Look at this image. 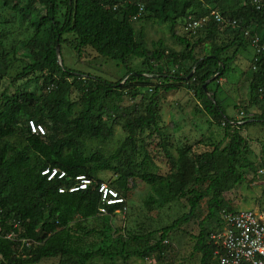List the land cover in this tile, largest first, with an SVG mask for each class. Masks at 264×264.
<instances>
[{
    "label": "trees",
    "instance_id": "1",
    "mask_svg": "<svg viewBox=\"0 0 264 264\" xmlns=\"http://www.w3.org/2000/svg\"><path fill=\"white\" fill-rule=\"evenodd\" d=\"M212 9L236 19L238 27L220 25L212 16L202 30L184 27L187 15ZM143 23L165 24L173 43L159 39L148 47ZM247 28L263 45L264 9L249 0H0V264L163 260L168 233L187 223L202 200L207 211L192 236L190 255L199 252L197 264H208L216 249L224 254L211 235L222 231L223 214L239 210L224 193L250 187L258 168L264 170V141L256 165L242 132L250 124L264 127V49L250 58L244 106L255 105L258 113L241 124L226 114L207 81L233 72L237 54L250 46L242 34ZM63 43L87 65L83 54L91 49L93 57L118 61L126 73L112 81L95 70L73 71L59 63L56 44L60 53ZM130 57L145 68L131 67ZM186 85L200 100L194 113L222 128L224 141L199 138L195 142L204 144L199 151L185 141L173 153L160 105L165 93ZM18 112L26 120H17ZM118 121L125 136L106 149ZM30 122L41 130H32ZM155 145L168 159L167 172L154 160ZM77 176L88 183L69 190ZM138 180L150 186L145 205L161 208L185 199L188 211L160 230L115 226L113 217L125 210ZM102 183L121 200L106 203Z\"/></svg>",
    "mask_w": 264,
    "mask_h": 264
},
{
    "label": "rangeland",
    "instance_id": "2",
    "mask_svg": "<svg viewBox=\"0 0 264 264\" xmlns=\"http://www.w3.org/2000/svg\"><path fill=\"white\" fill-rule=\"evenodd\" d=\"M137 24V27H139ZM145 40L147 46L152 48V42L162 39L165 43L171 45L173 39L171 33L165 24H149L143 23ZM183 24H177V30L182 32ZM176 46V45H175ZM200 45L196 47V50H200ZM84 58H89V64L80 61L72 48L66 43H63L60 49L59 58L60 62L67 68L73 71H84L100 73L108 79L114 81L126 73L125 66L115 60H105L100 57H96L91 49L84 51ZM253 49L251 46L240 51V55L237 54L232 66L234 70L232 73L227 74L225 77H218L217 74L207 83L209 87L217 93V98H221L222 105L225 108L226 114L234 119L241 118L239 114L240 110H243L244 116L258 113L257 106L248 105L249 96V84H248V68L250 66V58L252 56ZM239 55V56H238ZM141 60V59H140ZM140 60L130 57L129 62L131 67L135 69L145 68L140 65ZM89 67V68H88ZM217 75V76H216ZM215 80V81H213ZM123 82V81H121ZM145 89V88H143ZM210 94V93H209ZM73 96L77 95V92L72 93ZM131 104L132 102H128ZM200 103L199 98L193 94L192 90L186 86H181L176 91H170L165 93V98L160 105L161 117L163 123L166 125V135L171 142L172 152L175 153V146L185 141L194 143L195 150L199 151L204 148L203 143H196L199 138H204L207 142L224 141V132L222 128L216 125H208L206 123V117L201 113H194L195 104ZM234 105H240L241 109H237ZM17 120H26V116L22 112L16 114ZM118 121L113 126V136L106 144V149H114L124 138L125 131L123 130L121 123ZM263 130V131H262ZM247 138L251 141V147L253 150L252 159L258 165L261 158V143L263 140L264 127L258 124H250L243 128L242 131ZM91 144V143H90ZM155 147V148H154ZM151 150L154 155L155 162L159 165L160 172H167L169 170L168 159L162 152H159L156 145ZM151 169L154 168L151 166ZM258 178L256 183L250 187L246 185H240L232 189L230 192L224 193L225 197L231 200L232 206L237 209H254L258 207H264V172H260L258 168ZM111 173H108L109 176ZM259 181H261L259 183ZM258 183V184H257ZM254 186V187H253ZM252 189V191L250 190ZM150 190V186L144 184L138 180L131 190L128 200L126 202V208L124 211L117 212L116 217H113L114 225L120 228L126 224L128 230L136 232L138 229H142L140 233H145L146 230H160L162 227L170 225L183 213L187 212L189 206L185 199L171 202L164 205L161 208L155 206H147L143 203V199L146 193ZM207 211L206 200H202L195 210L193 217L185 224L178 228L173 229L168 233L166 242H163L168 247L164 252V259L154 260L142 259L132 257L124 262L121 259L116 260H101L95 258V264H195L197 258L195 253L192 252L194 238L200 230L199 221L205 216ZM214 221L212 226L214 227ZM152 237L157 235L152 234ZM37 264H59L58 258H47L40 260Z\"/></svg>",
    "mask_w": 264,
    "mask_h": 264
},
{
    "label": "built area",
    "instance_id": "3",
    "mask_svg": "<svg viewBox=\"0 0 264 264\" xmlns=\"http://www.w3.org/2000/svg\"><path fill=\"white\" fill-rule=\"evenodd\" d=\"M249 2L256 9H264V0H249ZM210 15L221 25L226 24L233 28L238 25L236 19L224 17L217 11H211ZM205 22L206 17L194 18L189 16L187 27L194 30L201 28ZM244 34L248 36L249 30H244ZM249 37L256 52L264 49V43L259 46L260 40L257 35ZM80 182L81 186H85L88 180L80 176ZM100 189L104 195L110 192L104 185H101ZM100 209L103 211L102 208ZM222 216L224 219L222 231L219 234H212L211 237L224 248V254L216 249L214 252L217 255L216 259L208 264H264V210L254 212L245 209ZM12 236V233L6 235L9 238Z\"/></svg>",
    "mask_w": 264,
    "mask_h": 264
},
{
    "label": "clouds",
    "instance_id": "4",
    "mask_svg": "<svg viewBox=\"0 0 264 264\" xmlns=\"http://www.w3.org/2000/svg\"><path fill=\"white\" fill-rule=\"evenodd\" d=\"M141 8V7H140ZM211 11H217L218 13H220L218 10H216V9H212V10H210V12H209V14H206V15H203V16H194V15H187V17L185 18V28H187V29H190V28H188L187 27V22H188V17L189 16H191V17H194V18H202V17H206V22L203 24V26L201 27V28H197V29H190V30H193V31H196V30H202V28L204 27V25L207 23V21H208V19H209V17L210 16H212V15H210V13H211ZM221 14V13H220ZM222 15V14H221ZM223 16V15H222ZM230 15H227L226 17H229ZM213 17V16H212ZM225 17V16H224ZM133 19H136V17H133ZM220 24V23H219ZM221 25V24H220ZM237 27H238V25H237ZM234 28H236V27H234ZM249 28H247V29H243V36L245 37V38H248V39H250V37L249 36H251V35H256V34H251L250 33V31H249V35L248 36H246L245 34H244V30H248ZM241 30H242V28H241ZM258 36V35H257ZM260 39V38H259ZM250 46H251V48L253 49V53H252V56H254V54H255V52H256V49H255V47L251 44V42H250ZM59 63H61L60 62V58H59ZM191 73H192V71H191ZM241 109V108H240ZM239 114L241 115V118H239V119H237V118H235V123L236 124H241L242 122H244V120H242V118L243 117H247V114L244 116V112H243V110H240L239 111ZM30 125H31V128H32V130L34 129V128H38L39 130H41V126L38 124V125H36V124H33L32 122H30ZM44 172H47V170H45ZM260 172H264V170H260ZM54 173H56V170H52L51 171V174H54ZM84 177V176H83ZM77 179H78V183L76 184V185H72V186H70V188H69V190H75V189H78V188H84L85 186H81V182H80V176H77L76 177ZM85 178V177H84ZM88 183V182H87ZM101 185H104L108 190H110V192H108L106 195H104L103 194V191H102V189H100V187H101ZM99 191H101L102 192V196H103V198H104V200L106 201V203H109V204H114V203H116V202H118V201H120L121 199H119V198H117V193L114 191V190H112V189H110L109 187H107L105 184H100V186H99ZM111 196V197H109L108 198V196ZM239 210H245V209H239ZM250 210H253L254 212H259V211H261V210H264V207H258L256 210H254V209H250ZM164 242H166L167 243V240H164Z\"/></svg>",
    "mask_w": 264,
    "mask_h": 264
},
{
    "label": "water",
    "instance_id": "5",
    "mask_svg": "<svg viewBox=\"0 0 264 264\" xmlns=\"http://www.w3.org/2000/svg\"><path fill=\"white\" fill-rule=\"evenodd\" d=\"M56 53L58 54V57H59V46H58V44H56ZM59 60V59H58ZM189 75H191V72H190V74ZM205 85L206 84H203V87L205 88ZM205 90L207 91V89L205 88Z\"/></svg>",
    "mask_w": 264,
    "mask_h": 264
},
{
    "label": "crops",
    "instance_id": "6",
    "mask_svg": "<svg viewBox=\"0 0 264 264\" xmlns=\"http://www.w3.org/2000/svg\"><path fill=\"white\" fill-rule=\"evenodd\" d=\"M193 256V255H192ZM195 257L197 258V260H196V263L195 264H197V262H198V260H199V252H196L195 253Z\"/></svg>",
    "mask_w": 264,
    "mask_h": 264
}]
</instances>
